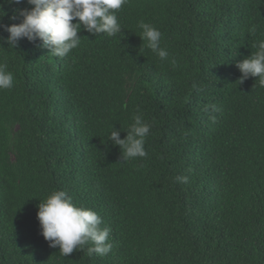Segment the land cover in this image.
Returning a JSON list of instances; mask_svg holds the SVG:
<instances>
[{"label": "trees", "instance_id": "1", "mask_svg": "<svg viewBox=\"0 0 264 264\" xmlns=\"http://www.w3.org/2000/svg\"><path fill=\"white\" fill-rule=\"evenodd\" d=\"M30 7L0 0V25ZM115 15L120 33L81 24L64 57L39 39L13 49L0 27L13 74L0 89V264H264V86L236 67L264 40V0H127ZM136 114L147 156L123 159L108 135L123 139ZM57 190L99 214L107 255L49 247L37 205Z\"/></svg>", "mask_w": 264, "mask_h": 264}, {"label": "clouds", "instance_id": "2", "mask_svg": "<svg viewBox=\"0 0 264 264\" xmlns=\"http://www.w3.org/2000/svg\"><path fill=\"white\" fill-rule=\"evenodd\" d=\"M8 2L20 4L21 0ZM126 3L127 0H27L30 8L16 10L22 18L21 21L0 27L8 33L5 43L13 49L22 38L30 42L39 39L40 46L49 48L53 56L64 57L81 43V38L77 35L81 24L86 31L93 34H107L112 37L120 33L122 28L115 10H119ZM0 12L4 13L2 9ZM4 15L5 13L0 19ZM10 19L14 20L16 16ZM73 20L78 22L72 23ZM138 27L142 30L139 37L147 42V48L161 60L167 59L169 53L161 47L162 33L144 21H140ZM236 67L241 73L239 83L252 76L258 78L260 86H264V40L259 42L255 53L237 62ZM12 87L13 74L6 70L5 64H0V89ZM124 130L126 136L123 139L120 138V130L113 128L108 135V140L119 146L123 159L146 157L144 144L151 125L140 114H136L132 117V123ZM177 180L187 183L188 177L180 176ZM37 209L41 235L49 242V247H58L63 256L78 248L83 249L87 244H91L87 249L89 255L95 253L103 256L111 251L112 244L108 242L110 229L100 228L102 221L99 214L74 205L65 191H53L43 202L40 201Z\"/></svg>", "mask_w": 264, "mask_h": 264}]
</instances>
